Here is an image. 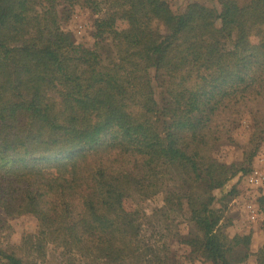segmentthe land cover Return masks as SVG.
Listing matches in <instances>:
<instances>
[{
    "label": "trees",
    "instance_id": "trees-1",
    "mask_svg": "<svg viewBox=\"0 0 264 264\" xmlns=\"http://www.w3.org/2000/svg\"><path fill=\"white\" fill-rule=\"evenodd\" d=\"M5 0L0 19V264H170L163 236L126 228L111 195L160 202L205 264H264V196L254 234L229 237L216 205L239 196L264 144V0ZM92 15L94 49L65 30ZM128 29L116 33V21ZM260 33L251 42V34ZM106 42V43H105ZM161 98V103L157 100ZM249 115L240 162L222 148ZM36 220L19 245L8 221ZM163 221V220H162Z\"/></svg>",
    "mask_w": 264,
    "mask_h": 264
},
{
    "label": "rangeland",
    "instance_id": "rangeland-1",
    "mask_svg": "<svg viewBox=\"0 0 264 264\" xmlns=\"http://www.w3.org/2000/svg\"><path fill=\"white\" fill-rule=\"evenodd\" d=\"M5 0H0V19L2 17V7ZM198 2L208 6H213L212 0H171L170 6L174 13L179 14L184 11L189 3ZM93 18L91 13L86 10L78 9L72 21L65 26V30L76 38L77 42L91 49L102 40L95 34L91 26ZM128 29L127 19L120 16L116 21V33L121 34ZM260 33L255 31L251 34V42L256 44L259 41ZM106 43V42H105ZM161 103V98L157 96ZM253 121L249 115H245L239 124V127L232 131L235 144L225 145L223 157L226 163H238L242 157L243 151L248 147L249 137L252 132ZM264 155V144L260 147L257 157H255L250 172L237 184L239 196L231 201L226 207L216 205L213 218L217 219L219 226L229 236L254 234L251 253L254 254L261 246L262 240L257 233V222L248 219L246 212V203L250 200L264 196V190L257 191L250 188L247 184V178L254 168L261 166L259 160ZM264 168V167H263ZM111 202L114 206L115 216L126 228L140 225V238L143 243H149L163 236L169 242V262L170 264H205L198 257L189 254V251L180 243V240L187 236L188 228L184 223L170 224L165 223L164 219L158 213L160 202L143 201L135 203L133 200L124 197L119 193L111 195ZM163 220V221H162ZM5 220L0 217V226ZM11 230L5 232L2 242L4 245H19L27 235H34L37 231L36 220L31 216H24L16 220L8 221ZM60 251L50 247L47 252L46 260L43 264H58ZM242 264H256V259L251 255L246 262Z\"/></svg>",
    "mask_w": 264,
    "mask_h": 264
},
{
    "label": "built area",
    "instance_id": "built-area-1",
    "mask_svg": "<svg viewBox=\"0 0 264 264\" xmlns=\"http://www.w3.org/2000/svg\"><path fill=\"white\" fill-rule=\"evenodd\" d=\"M261 166L258 168H254L252 173L248 175L247 184L250 188L254 190L262 191L264 190V155L259 160ZM246 212L248 215V219L252 222H255L258 219V208L256 205V198L250 200L246 203Z\"/></svg>",
    "mask_w": 264,
    "mask_h": 264
}]
</instances>
